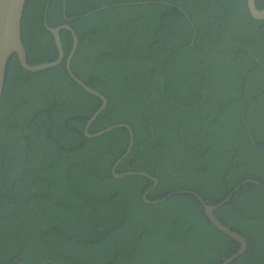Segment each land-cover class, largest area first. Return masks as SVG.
<instances>
[{
	"label": "trees",
	"instance_id": "16d2710c",
	"mask_svg": "<svg viewBox=\"0 0 264 264\" xmlns=\"http://www.w3.org/2000/svg\"><path fill=\"white\" fill-rule=\"evenodd\" d=\"M45 21L74 29L72 72L108 100L89 132L133 130L117 174L159 183L113 176L126 128L84 135L102 101L67 71L69 31L55 68L28 72L13 54L0 98V264H222L240 244L175 193L217 205L246 180L264 185V19L247 0H27L30 65L58 58ZM148 190L167 199L147 204ZM215 215L248 242L231 264H264V188L242 185Z\"/></svg>",
	"mask_w": 264,
	"mask_h": 264
},
{
	"label": "water",
	"instance_id": "95a60500",
	"mask_svg": "<svg viewBox=\"0 0 264 264\" xmlns=\"http://www.w3.org/2000/svg\"><path fill=\"white\" fill-rule=\"evenodd\" d=\"M27 0H0V98L3 93L4 89V83H5V74H6V67L8 64V61L10 57L13 54H16L19 60L20 65L22 68L28 72H41L44 70L52 69L60 65L64 58H65V51L63 48V44L61 41V31L62 30H67L72 34L73 37V47L69 55L67 56L66 59V68L69 73V75L76 81L78 85L83 87L88 93L91 95H94L101 99L102 101V106L93 114V116L88 120L85 129H84V135L87 138H95V137H100L108 132L113 131L114 129L118 128H126L129 132V145L126 153L122 158H120L115 165L112 168V174L115 178H123L126 176H131V175H140L146 178L151 179L154 182V185L151 189L156 187L159 183V179L156 177H152L150 174L146 172L142 173H134V172H126L122 174H117L116 169L118 165L121 163L123 159H125L129 153L131 152L135 139H134V133L132 128L127 125V124H116L113 126H110L100 132L91 134L89 132L90 127L94 123V121L97 119L99 114L107 107L108 105V100L107 98L101 94L99 91L94 90L90 86L86 85L84 82H82L80 79H78L74 73L72 72L71 69V62L74 57L75 51L78 46V37L74 31V29L68 25V24H62L57 27H49L47 22L45 21V27L48 29V31L54 36V40L56 43V47L58 50V58L55 61L52 62H47V63H42V64H37V65H30L27 60V53L26 49L24 46V43L22 41V34H21V22H22V17L24 13V8ZM247 6L250 12V15L257 19V20H263L264 19V9H259L256 4V0H247ZM104 9V8H102ZM47 13H45L46 16ZM65 16V15H64ZM251 183L258 185L262 188H264V185L256 180H246L242 183V185ZM239 185L234 192H232L224 201L217 205H211L207 204L202 197H200L196 193L192 192H177L175 194H181V193H189L192 194L200 204V206L204 209L206 216L208 217L209 221L211 224L219 229L221 232H223L225 235L229 236L230 238L236 240L240 244V249L231 255L229 258H227L222 264H231L233 261H235L237 258L242 256L248 248V242L245 237L242 235L238 234L237 232L233 231L226 225H224L215 215V211L222 207L223 205L227 204L233 197L234 195L240 191L241 186ZM150 189V190H151ZM150 190H148L144 194V201L147 204H158L160 202H164L167 197L162 198L158 201H149L147 198V195L149 194ZM169 195L168 197L173 196ZM19 264H24V263H19ZM43 264H55L52 261H45Z\"/></svg>",
	"mask_w": 264,
	"mask_h": 264
},
{
	"label": "flooded vegetation",
	"instance_id": "af4514ba",
	"mask_svg": "<svg viewBox=\"0 0 264 264\" xmlns=\"http://www.w3.org/2000/svg\"><path fill=\"white\" fill-rule=\"evenodd\" d=\"M153 185H154V184H153ZM157 186H158V185H157ZM157 186H156V187H157ZM156 187H154V188H156Z\"/></svg>",
	"mask_w": 264,
	"mask_h": 264
},
{
	"label": "bare ground",
	"instance_id": "6f19581e",
	"mask_svg": "<svg viewBox=\"0 0 264 264\" xmlns=\"http://www.w3.org/2000/svg\"><path fill=\"white\" fill-rule=\"evenodd\" d=\"M109 133V132H108Z\"/></svg>",
	"mask_w": 264,
	"mask_h": 264
},
{
	"label": "clouds",
	"instance_id": "9594fccd",
	"mask_svg": "<svg viewBox=\"0 0 264 264\" xmlns=\"http://www.w3.org/2000/svg\"><path fill=\"white\" fill-rule=\"evenodd\" d=\"M153 177V176H152Z\"/></svg>",
	"mask_w": 264,
	"mask_h": 264
}]
</instances>
